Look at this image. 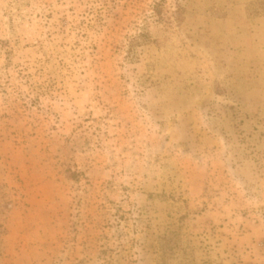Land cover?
Wrapping results in <instances>:
<instances>
[{
  "label": "rangeland",
  "instance_id": "obj_1",
  "mask_svg": "<svg viewBox=\"0 0 264 264\" xmlns=\"http://www.w3.org/2000/svg\"><path fill=\"white\" fill-rule=\"evenodd\" d=\"M0 264H264V0H0Z\"/></svg>",
  "mask_w": 264,
  "mask_h": 264
}]
</instances>
